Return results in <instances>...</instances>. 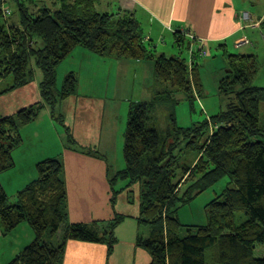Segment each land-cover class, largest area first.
<instances>
[{"label": "trees", "instance_id": "16d2710c", "mask_svg": "<svg viewBox=\"0 0 264 264\" xmlns=\"http://www.w3.org/2000/svg\"><path fill=\"white\" fill-rule=\"evenodd\" d=\"M97 1L56 0L54 10L43 8L37 15L20 5L21 29L2 24L0 2V82L12 78L11 85L0 88V96L33 80L28 59L34 58L44 74L39 102L0 115V174L14 166L12 153L22 143L20 128L36 120L45 104L56 117V103L76 92L77 78L72 73L59 92L54 88L56 66L75 48L112 60L152 62L158 89L150 100L129 104L122 150L125 168L114 178L126 182V187H140L139 222L149 225L150 231L137 244L148 254L147 264H264V255H255L257 247L264 245V129L260 125L264 86L252 85L258 75L257 60L225 54V75L218 82L219 93L226 98L224 110L186 128L177 125L171 112L169 127L161 129L153 117L158 105L172 102L176 93L191 101L193 90L201 92V66L195 62L199 57L189 63L182 54L157 56L132 16L100 13ZM36 38L41 39V47ZM67 137L73 144L69 133ZM187 152L196 157L185 166L180 159ZM62 173L58 158L40 161L36 179L17 192L14 204L0 186V232L8 234L27 222L35 236L7 264H62L69 241L106 243L111 250L117 219L106 224H67ZM225 176L229 186L205 206L207 224L181 234L179 208ZM182 185L186 186L180 192ZM236 213L243 215L238 221ZM59 230L62 238L56 244Z\"/></svg>", "mask_w": 264, "mask_h": 264}, {"label": "crops", "instance_id": "0c3cea01", "mask_svg": "<svg viewBox=\"0 0 264 264\" xmlns=\"http://www.w3.org/2000/svg\"><path fill=\"white\" fill-rule=\"evenodd\" d=\"M53 1L0 0L2 9L10 12L7 18H2V24L7 28L21 29L20 5L28 14L37 15L43 8L54 10L56 5ZM96 9L109 15L127 13L132 16L139 23L142 33L144 31V39L154 49L156 45L153 34L156 42H161L160 46L166 49L163 51L171 54L174 48L168 47L164 37L172 34L175 43L180 40L177 36L181 37L185 33L203 40L205 48H215L218 52L223 50L228 54L254 56L260 68L264 67L258 61L264 58V0H98ZM243 14L248 15L246 21L242 20ZM183 39L187 41V48L188 38L184 36ZM181 46L184 48L183 44ZM78 48L70 55L78 51L81 54L79 57L84 60L91 55L93 61L101 65H113L112 71L119 76L118 83L122 66L126 73L134 65L142 68L146 66L150 75L153 71L152 62L149 61L112 60L85 49L79 51ZM195 62L198 63V58ZM260 68L258 74L261 72ZM40 100L39 82L33 79L0 96V115H12ZM58 108L59 119L61 118L59 123L74 143L68 144L67 136L60 138L54 119L44 121L45 129H41L44 122H37V117L20 128L24 138L12 153L13 168L0 174V184L8 195L11 193L12 200H16V193L36 179V165L47 158H58L62 164L66 186L67 224H106L117 219L113 229L115 242L110 251L106 243L69 241L64 249L62 264H147L149 256L137 244L139 237L148 236L142 228L145 224L139 222L140 187L138 184L126 187V182L114 180L116 174L125 168L124 163L121 167L118 160L114 170L108 164V151L111 146L114 149V136L120 135L119 131L122 129L112 119L113 110L107 111L106 104L100 99L79 97V83L73 95L56 103L55 111ZM51 132L62 141L58 150L51 145ZM9 173L11 175L3 178ZM0 235L15 238L7 256L9 261L35 238L27 222L19 224L8 234L0 232ZM56 238V243H59L62 230L56 233L54 240Z\"/></svg>", "mask_w": 264, "mask_h": 264}, {"label": "rangeland", "instance_id": "374dc122", "mask_svg": "<svg viewBox=\"0 0 264 264\" xmlns=\"http://www.w3.org/2000/svg\"><path fill=\"white\" fill-rule=\"evenodd\" d=\"M50 2L51 0H48V3ZM54 2H56V0H54L53 3ZM25 4L28 5L27 2ZM152 38L156 45L155 54L157 56L163 53L166 55V57H174L181 56V53L179 52L180 50L182 52H187L185 48L187 46V41L181 40L179 35L177 36V38H180L179 43L180 45H182L183 43L184 46V48L182 47L180 50L178 49L179 43L177 41H175L174 43L172 34H168L164 37V40H166V42L168 43V47L172 49L174 48V51L171 54L163 51L166 49H163L160 46L162 44L161 42H156L155 34H153ZM36 39L35 40L38 42V46L41 47V39ZM205 49L207 55L202 58H198V65L201 66V68L199 69L202 85L201 92L197 94L195 90H193L194 98L191 101H189L182 93H176L172 97V102L158 105L153 114V117L156 118V123L161 129L169 127L168 116L171 112H173L174 114L177 125L186 128L192 126L195 123H202L210 116L217 114L221 110H224L226 98L225 96L220 95L218 90V82L219 79L223 75H225L223 66L226 63L225 54L227 53H225V51L223 50H220L218 52V49L215 48ZM78 50L83 51L84 49L79 47ZM80 55L81 54L76 51L73 53V55H70L66 59L62 60L56 66L54 84L55 91L59 92L61 90L64 80L69 74L72 73L77 78V86L79 83V97L87 96L93 99H100V101L106 104L107 111L113 110L112 119L119 127L121 126L122 129H120L119 131L120 135L114 136V149L111 146V150L108 151V154L110 156V158L108 159V164L110 165L111 170H114V166L116 165V163H118L119 160V166L123 167V134L126 128L127 110L129 103L150 100L154 95V91L158 89L155 88V85H157L158 82L154 79L153 71L150 75L147 71L146 66H143L142 68L141 66L134 65L131 68H128L127 73L126 69L123 66L121 67L120 82L118 83L117 80L119 79V76L115 75L112 71V68L114 67L113 65H101L93 61L94 58L91 55L86 57V59L84 60L83 58L79 57ZM182 58L188 60V52L184 55L182 54ZM34 61V58L28 59V66L32 69L33 79L40 83L44 79V74L39 68L36 67ZM258 61L261 62V64L264 66V58H262V60L258 59ZM124 69L125 72L123 71ZM260 71L261 73L258 74L252 85L264 86V77H262V75L264 76V67L260 68ZM11 84L12 78L8 77L0 82V88L5 89ZM51 110L52 109L50 105L45 104L44 108L40 110L41 112L38 115L39 118L37 122H49L51 121V119H54L53 123L59 130L57 131L60 134V138H66L67 135L63 127L59 123L61 121H58L61 119H59L60 109L58 108V111H55L56 117L52 118L50 117L52 116ZM45 122L42 124L41 129H45ZM260 125L264 129V105L261 106L260 110ZM21 138H24L23 135H21ZM60 140L61 139H59L58 136L55 135L54 137V134L51 132L50 142L51 145H53L57 150L60 149V145L62 142ZM195 157L196 156L194 153L187 152L180 159V163L186 166V164L191 163ZM11 173L5 175L3 178L11 175ZM228 184L229 178L225 176L216 184L198 194L188 204L179 208L177 212V218L180 225H182L181 234H184V232L187 230H195L196 227L205 226L207 224L205 206L209 202H211L217 195H219L225 188H227L229 186ZM0 186L2 187L1 184ZM185 186L186 185H182L179 191L181 192ZM2 189L4 190L3 187ZM10 194L11 193H9L8 195L6 193L9 198V203L14 204L15 199L12 200V196H10ZM239 216L242 217L243 215L241 213H236L237 221L239 220ZM142 228L147 233L150 231L149 225H145ZM21 238L24 239V237ZM57 238L54 240L55 243L57 241ZM14 243V237H11L9 235H0V264H7L10 262L7 259V256L9 251L11 250V246ZM255 255L258 257L264 255V245L262 247H257Z\"/></svg>", "mask_w": 264, "mask_h": 264}, {"label": "built area", "instance_id": "2783aa9c", "mask_svg": "<svg viewBox=\"0 0 264 264\" xmlns=\"http://www.w3.org/2000/svg\"><path fill=\"white\" fill-rule=\"evenodd\" d=\"M2 17H8L10 12L6 9L1 10ZM248 19L247 14L242 15V20L246 21ZM188 38V62L190 63L192 60H194L196 57H204L207 55L206 49L204 47V41L200 39H196L195 36L191 34H185L183 33L182 37Z\"/></svg>", "mask_w": 264, "mask_h": 264}]
</instances>
